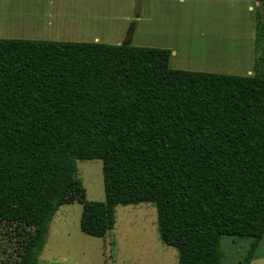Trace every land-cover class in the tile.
<instances>
[{
	"label": "trees",
	"instance_id": "trees-1",
	"mask_svg": "<svg viewBox=\"0 0 264 264\" xmlns=\"http://www.w3.org/2000/svg\"><path fill=\"white\" fill-rule=\"evenodd\" d=\"M172 57L0 39V223L25 229L20 264H39L57 213L76 203L87 236H108L116 206L152 204L179 264H223V237L251 240L242 264H253L264 238V73L174 70ZM94 160L104 203L88 201L78 177L77 162Z\"/></svg>",
	"mask_w": 264,
	"mask_h": 264
},
{
	"label": "rangeland",
	"instance_id": "rangeland-1",
	"mask_svg": "<svg viewBox=\"0 0 264 264\" xmlns=\"http://www.w3.org/2000/svg\"><path fill=\"white\" fill-rule=\"evenodd\" d=\"M131 32L134 47L172 51L174 70L264 73V5L255 1L0 0V39L123 45ZM77 167L87 200L104 203L102 161H78ZM115 211L114 227L98 239L81 231L82 205L62 207L39 264H179L177 251L160 240L155 206ZM24 231L0 223V264H20ZM251 244L223 237V264H242ZM253 264H264V238Z\"/></svg>",
	"mask_w": 264,
	"mask_h": 264
},
{
	"label": "water",
	"instance_id": "water-1",
	"mask_svg": "<svg viewBox=\"0 0 264 264\" xmlns=\"http://www.w3.org/2000/svg\"><path fill=\"white\" fill-rule=\"evenodd\" d=\"M124 46H132V32L129 35V38L127 40V42L125 44H123Z\"/></svg>",
	"mask_w": 264,
	"mask_h": 264
}]
</instances>
